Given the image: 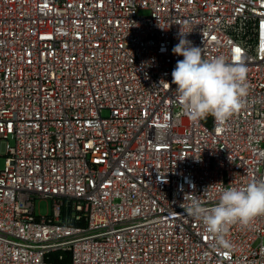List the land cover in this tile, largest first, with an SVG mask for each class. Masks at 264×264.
<instances>
[{
  "label": "built area",
  "instance_id": "2783aa9c",
  "mask_svg": "<svg viewBox=\"0 0 264 264\" xmlns=\"http://www.w3.org/2000/svg\"><path fill=\"white\" fill-rule=\"evenodd\" d=\"M180 30L247 67L223 125L169 86ZM1 158L0 264H264V215L223 249L185 213L264 179V0H0Z\"/></svg>",
  "mask_w": 264,
  "mask_h": 264
},
{
  "label": "clouds",
  "instance_id": "9594fccd",
  "mask_svg": "<svg viewBox=\"0 0 264 264\" xmlns=\"http://www.w3.org/2000/svg\"><path fill=\"white\" fill-rule=\"evenodd\" d=\"M188 33H178L179 42L172 53L177 60L171 76L176 99L182 111L194 121L214 118L225 124L245 105L248 93L247 67L242 61L229 63L225 56L206 59L202 48L193 46ZM188 216L200 221L214 237V246L231 249L228 237L232 225L247 226L257 216L264 215V179L252 180L244 187H224L212 207L204 206L198 198L185 209Z\"/></svg>",
  "mask_w": 264,
  "mask_h": 264
},
{
  "label": "rangeland",
  "instance_id": "374dc122",
  "mask_svg": "<svg viewBox=\"0 0 264 264\" xmlns=\"http://www.w3.org/2000/svg\"><path fill=\"white\" fill-rule=\"evenodd\" d=\"M5 165V160L3 158L0 159V168H3ZM36 211L37 214L42 216H46L51 214L52 212V201L51 200H37L36 201Z\"/></svg>",
  "mask_w": 264,
  "mask_h": 264
},
{
  "label": "snow or ice",
  "instance_id": "6c2138e0",
  "mask_svg": "<svg viewBox=\"0 0 264 264\" xmlns=\"http://www.w3.org/2000/svg\"><path fill=\"white\" fill-rule=\"evenodd\" d=\"M237 52H239L240 50L239 49H236Z\"/></svg>",
  "mask_w": 264,
  "mask_h": 264
}]
</instances>
